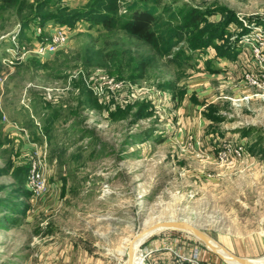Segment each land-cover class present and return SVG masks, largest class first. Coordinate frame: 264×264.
Listing matches in <instances>:
<instances>
[{"label":"rangeland","instance_id":"374dc122","mask_svg":"<svg viewBox=\"0 0 264 264\" xmlns=\"http://www.w3.org/2000/svg\"><path fill=\"white\" fill-rule=\"evenodd\" d=\"M34 1L0 0V264H125L136 235L181 220L237 257L263 258L264 0H160L202 18L165 51L80 23L45 56L33 49L52 28L30 23ZM151 1L121 0L119 15ZM201 37L211 45L193 48ZM91 49L103 65L86 62ZM139 245L151 264H179L175 245L226 264L188 232Z\"/></svg>","mask_w":264,"mask_h":264},{"label":"trees","instance_id":"16d2710c","mask_svg":"<svg viewBox=\"0 0 264 264\" xmlns=\"http://www.w3.org/2000/svg\"><path fill=\"white\" fill-rule=\"evenodd\" d=\"M3 1L10 2L11 0ZM53 1L35 0L28 4L32 14L30 23L38 25L43 31L48 26L51 28L64 27L70 31L80 23L86 24L89 30L93 28L105 31L117 30L164 51L171 47L174 33L176 37H182L185 29L194 27L198 21L202 20L193 10L181 17L166 4H160V0H153L132 8L129 18L125 21L119 15L121 0H87L85 7L80 9L60 5V0ZM156 10L159 13L155 12ZM157 27L163 28L164 31L160 33ZM190 45L193 48L196 45L198 47L211 45V40L206 41L201 37ZM177 58L185 59L187 56L178 53ZM101 59L100 53L91 49L86 62L91 66H100L103 65ZM146 67L144 61L138 62L135 66V69L141 72L140 78L143 77Z\"/></svg>","mask_w":264,"mask_h":264},{"label":"built area","instance_id":"2783aa9c","mask_svg":"<svg viewBox=\"0 0 264 264\" xmlns=\"http://www.w3.org/2000/svg\"><path fill=\"white\" fill-rule=\"evenodd\" d=\"M68 41V30L64 27H54L51 30V36L50 39H46L44 42H41L33 51L37 56H45L48 54H54L61 50L65 44ZM23 59V54L21 56H17L16 60ZM100 80L103 81V84H108L111 85L112 82L110 80H107L106 78H100ZM102 84V83H101ZM89 88L95 93L99 94L101 88L100 82L97 84H90ZM241 147H238L234 150V153L236 155H239L241 152ZM37 155H39L37 153ZM30 176L28 177L29 183L31 185V189L34 191V194H40L41 191L44 189L45 190V182L41 174V165H40V160H38L36 157L33 159L31 163V168H30ZM176 243V240L170 243L171 246ZM173 256H175L176 262L179 264L185 263V264H202L199 258V253L198 250H190L189 255H184L183 254V249L181 247H177L175 245V249L168 247L167 248ZM156 250V249H155ZM140 256H141V262L140 264H151L147 260V256L149 253L152 252L151 249L148 247L144 246L143 249H139Z\"/></svg>","mask_w":264,"mask_h":264},{"label":"bare ground","instance_id":"6f19581e","mask_svg":"<svg viewBox=\"0 0 264 264\" xmlns=\"http://www.w3.org/2000/svg\"><path fill=\"white\" fill-rule=\"evenodd\" d=\"M160 222H163V221H160ZM144 231L138 234L140 236L136 235L135 239L132 240L129 244L128 253L130 256V260L127 261L128 264H140L141 262V256H140L138 246H139V243L141 241H144L145 238L148 236L147 234L144 233ZM200 241L204 244L206 248L220 254L222 258L225 260L226 264L228 263L229 264H244L245 262H247V264H263L264 263V257L258 260H248V259L240 258V257L239 259H234L233 257H231L229 254L225 252L226 249L224 247H222L221 245H219L218 243H216L210 238L203 237L201 238Z\"/></svg>","mask_w":264,"mask_h":264},{"label":"water","instance_id":"95a60500","mask_svg":"<svg viewBox=\"0 0 264 264\" xmlns=\"http://www.w3.org/2000/svg\"><path fill=\"white\" fill-rule=\"evenodd\" d=\"M164 230H172V231H183V232H188L191 235H193L196 239H198L199 241L201 240V238L203 237H207L209 238L206 234H204L203 232L199 231L198 229H196L192 224L188 223L185 220H181V221H163V222H157L156 224H153L152 226L148 227L144 233L147 234L148 236L145 238V240L153 235L154 233L160 232V231H164ZM135 239V238H134ZM133 239V240H134ZM144 240V241H145ZM201 242V241H200ZM202 243V242H201ZM203 244V243H202ZM204 245V244H203ZM140 246V245H139ZM206 248V247H205ZM208 249V248H206ZM209 251H211L213 254L217 255L218 258L222 259L224 262L225 260L222 258V256L220 254H218L215 251H212L210 249H208ZM225 252L227 254H229L231 257H233L234 259H239V257L227 252L225 250ZM130 260V256L128 253V258L125 262V264H128L127 261ZM243 260V259H242ZM244 264H247V262H245ZM264 264V263H263Z\"/></svg>","mask_w":264,"mask_h":264}]
</instances>
